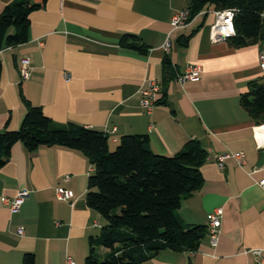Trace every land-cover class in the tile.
Here are the masks:
<instances>
[{"label":"crops","instance_id":"0c3cea01","mask_svg":"<svg viewBox=\"0 0 264 264\" xmlns=\"http://www.w3.org/2000/svg\"><path fill=\"white\" fill-rule=\"evenodd\" d=\"M12 0H0V13ZM190 0H47L29 17L27 41L0 51V132L16 131L25 113L22 98L39 107L56 124L75 123L108 136L109 149L129 135H146L151 151L173 156L196 140L206 158L199 172L202 185L181 202L176 218L184 228L207 227L209 216L222 215L215 246L208 233L196 252L161 251L143 264H258L250 250L264 249V135L239 105L250 81L262 78L261 44L234 50L212 43L211 9L174 28L172 17ZM195 30L186 49L176 40ZM124 35L148 49L145 56L119 47ZM168 43L167 51L164 49ZM169 57L172 78L150 114L139 107L149 81L160 86L161 62ZM28 60L30 77L21 79L19 63ZM198 66V79L180 83L187 67ZM264 80V79H263ZM162 96H158L161 98ZM112 148V149H111ZM242 153L241 164L221 155ZM92 171L79 152L40 147L28 153L11 146L0 169V264H84L88 241L101 219L85 202ZM65 177L67 179H65ZM56 188L70 199H56ZM28 192L11 214L1 198ZM22 233L18 234L17 230ZM102 257L106 250H98Z\"/></svg>","mask_w":264,"mask_h":264},{"label":"trees","instance_id":"16d2710c","mask_svg":"<svg viewBox=\"0 0 264 264\" xmlns=\"http://www.w3.org/2000/svg\"><path fill=\"white\" fill-rule=\"evenodd\" d=\"M47 0H12L0 13V51L27 41L29 15ZM233 11V35L225 40L234 50L264 41V0H190L185 23L203 11ZM195 30L177 38V47L186 49ZM119 47L147 54V47L124 35ZM1 69V65H0ZM165 84L173 69L168 56L161 62ZM25 113L16 131L0 132V169L11 146L19 143L32 153L40 147H61L84 155L92 167L87 180L85 202L101 219L98 234L88 241L84 264H143L161 251L194 253L207 227L184 228L176 211L202 185L200 167L206 154L196 140H189L173 156L154 154L146 135H129L109 149L108 136L75 123L56 124L39 107L22 98ZM239 105L256 126L264 124V80L250 81L239 96ZM106 253L100 257L98 250ZM23 264H33L25 254Z\"/></svg>","mask_w":264,"mask_h":264},{"label":"built area","instance_id":"2783aa9c","mask_svg":"<svg viewBox=\"0 0 264 264\" xmlns=\"http://www.w3.org/2000/svg\"><path fill=\"white\" fill-rule=\"evenodd\" d=\"M188 11L184 10L177 14H175L171 19V26L177 28L182 26L187 19ZM215 20L213 25H211L209 29V37L212 43L217 42H224L226 39L233 35V28H232V18H233V11L231 10H224L220 12H214ZM169 48L168 43H165L164 49L167 51ZM258 67L264 78V41L261 44V48L258 55ZM19 75L21 79L27 80L30 77V67L28 60L21 59L19 66ZM199 67L198 66H189L185 70L184 74L178 77V81L180 83L186 81H195L198 79L199 75ZM160 93V86L155 81H149L145 89L141 90L140 92V100H139V107L140 109L146 113L150 114L153 108L156 105V101L159 99ZM264 135V129L261 127H257L256 130V138H262ZM243 154H230V155H221L217 158L216 163L219 168H222L224 161L231 157L238 161V164H241ZM65 179H67L65 177ZM259 188L264 192V179L258 182ZM28 196V192L25 190H20L16 193L14 198L6 199L1 198V203L6 206L9 213L14 214L16 213L20 206L22 205L24 199ZM55 196L57 200L60 201H67L70 199V193L63 189V188H56ZM222 215V210L220 208L214 209L210 216L207 223V233L209 237V242L211 246H215L218 236V229L220 226V218ZM18 234L22 233L21 229L17 230ZM251 253L258 264H264V249L261 250H250ZM66 264H72L70 259L66 260Z\"/></svg>","mask_w":264,"mask_h":264},{"label":"bare ground","instance_id":"6f19581e","mask_svg":"<svg viewBox=\"0 0 264 264\" xmlns=\"http://www.w3.org/2000/svg\"><path fill=\"white\" fill-rule=\"evenodd\" d=\"M264 79V78H263Z\"/></svg>","mask_w":264,"mask_h":264},{"label":"rangeland","instance_id":"374dc122","mask_svg":"<svg viewBox=\"0 0 264 264\" xmlns=\"http://www.w3.org/2000/svg\"><path fill=\"white\" fill-rule=\"evenodd\" d=\"M112 149V148H111Z\"/></svg>","mask_w":264,"mask_h":264}]
</instances>
